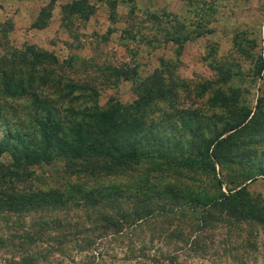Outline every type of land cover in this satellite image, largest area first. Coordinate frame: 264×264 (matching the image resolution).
<instances>
[{
	"label": "rangeland",
	"instance_id": "374dc122",
	"mask_svg": "<svg viewBox=\"0 0 264 264\" xmlns=\"http://www.w3.org/2000/svg\"><path fill=\"white\" fill-rule=\"evenodd\" d=\"M114 1L0 0V70H9L23 51L46 49L59 61L36 66L38 73L50 71L47 86L53 80L76 81L84 94L75 105L106 107L112 99L126 104L138 97L142 80L157 69L172 96L159 101L161 113L156 117L163 121L166 136L180 138L183 151L177 154L194 153L197 142L192 148L189 140L211 137L245 108L254 111L260 104L264 110V0H156L152 7L134 0L115 5ZM100 5L99 15L91 18ZM12 67L20 74L30 69L22 64ZM53 83L50 100L66 105ZM8 99L11 104H30L33 96ZM8 112H0V138L13 118ZM249 138L252 141L244 143ZM236 141L226 153L255 151L250 167L245 160L215 163V172L178 165L172 167L178 172L162 176L204 197L226 191L235 185L229 182L231 177L250 169L248 173L256 175L246 189L255 201L252 209L262 212L264 175L255 169L264 163V133ZM151 162H141L130 173L146 175L149 181L161 179ZM80 164L79 159L57 157L34 165V174L18 184L43 188L68 182L96 184L99 180L86 173H71ZM117 201L118 207L110 209L107 200L103 206L117 219L116 227L104 225L93 210L81 205L0 212V264H264V221L212 210L215 217L199 228L200 206L196 211L160 210L149 219L136 220L128 212L132 200L122 195ZM28 230L35 233L33 242L22 238ZM20 248H30L33 261L21 260Z\"/></svg>",
	"mask_w": 264,
	"mask_h": 264
},
{
	"label": "trees",
	"instance_id": "16d2710c",
	"mask_svg": "<svg viewBox=\"0 0 264 264\" xmlns=\"http://www.w3.org/2000/svg\"><path fill=\"white\" fill-rule=\"evenodd\" d=\"M20 56L17 62L30 68L28 74H20L18 69L12 67L18 65L16 61L12 62L15 58L6 62H12L9 70L5 67L0 70V112L9 113L11 110L13 115L12 120H7L6 132L0 138L1 213L37 208L64 210L67 206L81 205L93 210L96 218L104 221V225L116 227L117 219L114 220L111 213L104 211L103 206L107 200L106 206L110 209L118 207L117 200L124 195L133 202L131 210L127 211L136 220L149 219V216L158 214L160 210L167 213L177 211L180 207L184 212L183 207H186L185 210L196 211L200 206L197 217L199 228L206 227L215 217L212 210L238 218L244 216L264 221V211L252 209L255 201L246 189L247 181L256 175L248 173L250 169H245V174L238 178L231 177L229 182H235V185L228 186L226 191L219 190L204 197L191 194L185 185L166 181L162 176H167L169 172L172 174V170L178 172L172 168L178 165L195 171L198 168L201 171L210 168L215 172V163H241L245 160L250 163V167L255 162V151L245 148V151L230 155L226 152L231 151L232 145L239 143L236 141L238 138L264 133V110L260 104L256 105L254 111L245 108L242 114L226 120L211 137L189 140L192 148L197 142L194 153L177 154V151H183L180 138L174 134L166 136L163 121L156 117L161 113L159 101L167 94L172 96L170 86L164 83V77L157 69L142 80L138 97L126 104L112 99L106 107L96 104L75 105L76 100L84 94L78 82L70 79L64 82L53 80L51 85L57 82V96L66 98L68 102L62 106L48 96L53 88L47 86L50 71L44 68L38 73L39 68H36L41 64H58L56 55L36 47L28 50V53L21 52ZM26 94L33 96L32 103H8L9 97ZM243 141L249 143L252 140ZM57 157H70L72 161L79 159L81 164L71 173H86L92 180L99 181L91 186L76 182L48 188L19 186V182L34 174V165L49 163ZM147 160L152 161V170L161 172L158 173L161 179L149 181L146 175L138 178L137 174L130 173L134 167ZM255 171L264 175V163L256 166ZM217 183L220 187L222 182L217 179ZM122 188L126 191H121ZM72 193L78 195V199L75 196L71 198ZM113 202L114 205L111 204ZM149 204L151 207L148 209ZM121 215L125 216L123 209ZM22 238L33 242L35 233L28 230ZM21 249V260L29 263L33 261L35 254L28 250L30 248Z\"/></svg>",
	"mask_w": 264,
	"mask_h": 264
},
{
	"label": "crops",
	"instance_id": "0c3cea01",
	"mask_svg": "<svg viewBox=\"0 0 264 264\" xmlns=\"http://www.w3.org/2000/svg\"><path fill=\"white\" fill-rule=\"evenodd\" d=\"M97 1V4L101 3V0H96ZM124 0H117L116 3L117 4H120L121 2H123ZM133 1V0H132ZM138 5H143V6H149V7H152V6H156L155 3H156V0H143V3H141V0H134ZM104 4V3H103ZM103 7H101L100 5V8L96 9V12L92 13L91 18H94L96 15H99V11L102 9Z\"/></svg>",
	"mask_w": 264,
	"mask_h": 264
}]
</instances>
